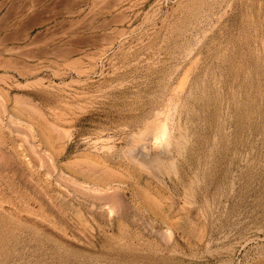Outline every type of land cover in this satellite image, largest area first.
<instances>
[{
	"label": "rangeland",
	"instance_id": "1",
	"mask_svg": "<svg viewBox=\"0 0 264 264\" xmlns=\"http://www.w3.org/2000/svg\"><path fill=\"white\" fill-rule=\"evenodd\" d=\"M0 264H264V0H0Z\"/></svg>",
	"mask_w": 264,
	"mask_h": 264
},
{
	"label": "bare ground",
	"instance_id": "2",
	"mask_svg": "<svg viewBox=\"0 0 264 264\" xmlns=\"http://www.w3.org/2000/svg\"><path fill=\"white\" fill-rule=\"evenodd\" d=\"M161 115H163V114H161ZM157 124L158 125L155 126L156 128L153 129L148 136L149 144L146 145V147L144 145H142V141L140 139L136 141V145H135L136 147H134V145H133L134 149L132 148L133 150L131 151L132 157H133V155H137L139 152H145L147 149H149L150 151H156L159 153H167V151H169L170 145L173 142V137L171 135L168 124L165 120H164V122L160 121ZM133 139H136V138H133ZM155 159H158V157ZM158 162H160V160ZM119 200H121V199H119ZM117 202H120V201H117Z\"/></svg>",
	"mask_w": 264,
	"mask_h": 264
}]
</instances>
